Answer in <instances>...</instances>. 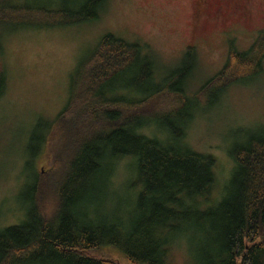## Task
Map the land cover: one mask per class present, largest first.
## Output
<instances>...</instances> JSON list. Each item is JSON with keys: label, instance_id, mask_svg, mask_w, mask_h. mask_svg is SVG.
Masks as SVG:
<instances>
[{"label": "trees", "instance_id": "16d2710c", "mask_svg": "<svg viewBox=\"0 0 264 264\" xmlns=\"http://www.w3.org/2000/svg\"><path fill=\"white\" fill-rule=\"evenodd\" d=\"M109 1L0 0V25L8 22L18 30L90 23L100 18ZM194 51L190 47L185 66L165 79H187L196 62ZM263 67L264 32L247 51L230 47L224 68L200 94L211 86L224 92L257 77ZM156 70L154 56L143 45L113 34L100 40L82 66L77 91L54 124L58 131L68 121L77 124L66 141L68 151L58 150L62 162L52 181L56 209L45 217L33 207L25 223L4 228L0 264H116L89 253L105 247L131 264H176L178 247L185 249L184 264H264V242L257 243L264 233V135H253L231 150L235 167L216 197V158L187 142L194 117L175 108L186 103L184 98L161 91ZM130 71L139 82L150 79L149 85H134L139 91L132 97L117 91L120 78ZM4 87L0 72V97ZM171 117L184 125L170 122ZM154 125L163 135L150 131ZM126 158L135 161V182L128 184L140 190L124 231L122 215L115 222L91 216L96 198L89 191L94 175H116L118 162Z\"/></svg>", "mask_w": 264, "mask_h": 264}, {"label": "rangeland", "instance_id": "374dc122", "mask_svg": "<svg viewBox=\"0 0 264 264\" xmlns=\"http://www.w3.org/2000/svg\"><path fill=\"white\" fill-rule=\"evenodd\" d=\"M197 1L110 0L100 18L90 23L18 30L10 29L8 22L0 25V72L5 76L0 97V232L25 223L33 207L45 217L56 209L52 181L53 171L62 162L58 150L68 151L66 141L71 130L76 133L77 124L66 122L69 117L61 122L67 126L61 131L54 124L77 91L83 64L107 34L139 43L152 53L161 91L170 90L184 98L186 103L175 108L187 118L194 117L186 132L187 142L197 152L216 158L215 196L221 194L235 167L231 150L253 135H264V67L257 77L233 84L224 92L213 86L203 95L200 92L224 68L230 47L247 51L264 32V0H257L260 10L250 20L227 13L204 14L198 20ZM190 47L196 62L187 79H165L169 72L185 66ZM120 79L117 91L129 97L138 95L134 85L150 83V79L137 81L132 71ZM169 121L185 123L174 117ZM150 131L163 135L156 125ZM133 161L118 162L116 175L107 177L102 172L90 183L89 193L96 198L90 204L91 216L115 222L122 215L124 231L140 190L128 184L135 182L131 179ZM34 185L38 190H32ZM258 242H264V233ZM89 253L116 264H131L109 247ZM185 261V249L178 247L175 263Z\"/></svg>", "mask_w": 264, "mask_h": 264}, {"label": "flooded vegetation", "instance_id": "af4514ba", "mask_svg": "<svg viewBox=\"0 0 264 264\" xmlns=\"http://www.w3.org/2000/svg\"><path fill=\"white\" fill-rule=\"evenodd\" d=\"M257 0H198L195 14L198 20L204 14H240L250 20L260 8L256 7Z\"/></svg>", "mask_w": 264, "mask_h": 264}]
</instances>
